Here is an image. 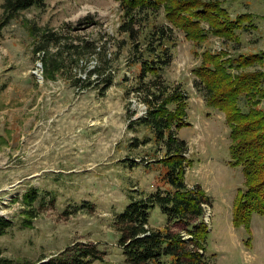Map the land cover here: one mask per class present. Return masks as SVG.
<instances>
[{"label":"rangeland","instance_id":"374dc122","mask_svg":"<svg viewBox=\"0 0 264 264\" xmlns=\"http://www.w3.org/2000/svg\"><path fill=\"white\" fill-rule=\"evenodd\" d=\"M4 2L0 0V219L9 226L0 231V260L46 262L68 246L86 242L101 251V260L90 264H125L114 215L131 196L169 185L161 179L167 168L158 161L164 150L149 129L134 123L145 115L146 105L136 92L138 67L129 66L126 35L118 32L119 1L44 0L14 15L5 11ZM221 2L231 17L253 15L247 29L237 31L238 40L210 35L200 45L174 30L172 60L163 77L187 96L188 125L176 136L187 144L184 180L189 187L199 186L207 198L202 205L206 255L212 264H264V216L252 214L250 233L233 227V201L237 188L244 186L243 174L228 164L223 113L205 106L191 72L205 49L230 55L263 50L264 0ZM47 34L57 36L59 45L41 48ZM86 41L91 48L84 46ZM43 58L55 60L58 69L46 71ZM248 69L264 71V61ZM108 77L112 82L102 89ZM259 106L264 108V100ZM27 192L33 193L31 204L23 201ZM195 219L190 216V224ZM149 223L155 228L166 224L158 206L150 210ZM185 224L170 221L169 233L186 234Z\"/></svg>","mask_w":264,"mask_h":264},{"label":"trees","instance_id":"16d2710c","mask_svg":"<svg viewBox=\"0 0 264 264\" xmlns=\"http://www.w3.org/2000/svg\"><path fill=\"white\" fill-rule=\"evenodd\" d=\"M44 0H5L9 15L31 6H41ZM122 19L118 32L126 35L130 47L128 63L136 65V92L146 105L145 115L134 123L152 133L153 140L164 150L158 161L166 166L161 176L167 189L131 196L123 211L114 215L113 227L118 233L117 245L125 264H212L206 255L208 226L202 219L205 192L199 186L189 187L184 180L187 144L177 138L176 131L188 125L187 96L179 84L168 83L163 71L172 60L174 30H180L186 40L200 45L211 36L223 41L238 40V30L247 29L251 13L231 17L221 0H117ZM41 48L59 45L54 34L43 36ZM123 43V45L126 43ZM85 47L92 46L88 41ZM68 45L67 48H73ZM61 48L57 54L60 55ZM78 55V52L77 54ZM46 71L58 69V63L43 58ZM264 61V49L254 53L230 55L225 51L200 52V62L191 72L194 86L202 93L205 106L224 115L230 139L228 164L239 167L244 186L237 188L232 207V225L250 233L253 213L264 216V71L248 69ZM96 72L89 70L88 72ZM112 82L108 77L102 89ZM244 100V103L241 102ZM145 141V140H144ZM135 144H137L135 142ZM32 192L23 195L31 204ZM158 206L166 224L155 228L149 223L150 210ZM195 217L192 224L189 219ZM170 221H184L185 232L169 233ZM9 222L0 219V231ZM249 236L243 240L249 246ZM101 251L92 243L68 246L60 257L46 262L26 264H90L101 260ZM0 264H13L6 259Z\"/></svg>","mask_w":264,"mask_h":264},{"label":"built area","instance_id":"2783aa9c","mask_svg":"<svg viewBox=\"0 0 264 264\" xmlns=\"http://www.w3.org/2000/svg\"><path fill=\"white\" fill-rule=\"evenodd\" d=\"M37 71H38V69L36 68L34 73H35L36 76L40 77V75L37 73Z\"/></svg>","mask_w":264,"mask_h":264}]
</instances>
